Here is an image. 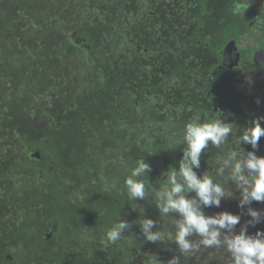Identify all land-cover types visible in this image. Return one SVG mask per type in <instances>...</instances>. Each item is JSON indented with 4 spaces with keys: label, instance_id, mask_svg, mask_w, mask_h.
Segmentation results:
<instances>
[{
    "label": "rangeland",
    "instance_id": "rangeland-1",
    "mask_svg": "<svg viewBox=\"0 0 264 264\" xmlns=\"http://www.w3.org/2000/svg\"><path fill=\"white\" fill-rule=\"evenodd\" d=\"M150 1L151 6L145 0H0V177L3 176L0 178V264H9L6 249L17 253L16 264H168L176 256H179V264H216L221 259L223 264H229L226 249H201L195 257L181 255L173 242L175 227L171 224V219L180 218L178 214L162 218L155 204L151 209L145 205L149 198L153 199L154 191L167 186L170 171L164 165L166 159L154 148L152 141L163 143L165 133L174 131L180 124L179 132L167 139L171 146L180 140L187 123L207 121L199 114L200 110H212L211 105L218 104L221 111L215 119L231 124L233 133L222 150L209 143L200 158V167L193 170L198 177L202 178L207 172L214 182H220L215 175L216 159L237 149L238 136L253 120L259 118L264 127V79L253 67L238 65L232 70L233 65L218 78L215 91H210L206 76H187L185 83L180 75H172L176 55L171 51L188 59L185 66L196 63L202 69L213 61L189 40L194 17L185 0ZM231 1L245 4V14L238 12V16H246L255 24V33L247 30L239 43L241 48L250 47L258 39V30L264 32V0H226L225 5ZM117 2H125L128 6L118 11L114 6ZM209 4L213 3L209 1ZM255 12L259 14L256 22ZM213 29H207L200 37L212 42L219 34ZM124 32L131 33L136 41L137 33L147 37L143 43H131L128 48L121 44L120 47L115 38ZM80 36L93 43L98 66L81 59L79 54L73 55L71 41ZM183 41L186 45L181 49ZM42 45L43 52L50 50L39 57ZM166 45L173 48L167 61L164 57ZM145 48L150 50L149 55L145 56ZM228 56L232 54L228 52ZM106 72L110 75L108 80L103 77ZM155 75L156 80L159 76H168L166 91L169 98L171 95L178 100L165 102L161 98L158 104H151L146 92L141 90L149 84L148 77ZM120 79L121 83L117 84ZM114 87L119 88L117 92ZM130 93L132 96L126 101ZM206 95L207 98L211 95V102L205 101ZM88 126L94 131L101 129L99 134L104 140L99 155L103 157L101 164L107 174L99 171L89 176L87 171L77 170L74 182L69 180V183L74 187L71 192L84 189L85 194L90 193L89 199L94 201L97 210L90 212L85 207L82 210V203L76 197H68L69 202L73 198V203L64 206V210L81 211L89 221L73 215L81 223L76 232L65 228L61 236L52 241H38L44 232L52 230L49 221L58 217V210L62 208L60 203L52 204L44 188H39L43 187L46 175L60 177L59 172L64 168L74 167L77 160L91 153L89 148L94 143L91 137L95 133L89 135ZM111 144L117 146L114 153H111ZM261 144H264V137L259 141L258 155ZM44 145H48L50 163L40 166V162L25 159L28 152L29 156H36V150ZM185 147L178 145L179 150L175 152L180 153L177 157L170 156L174 161L171 170H179ZM240 147L245 153L255 151L249 144L241 143ZM142 160L152 169L139 178L143 183L146 181L149 197L132 201L126 195V203H111L108 195L117 186L124 185L127 175L123 173L130 175ZM11 165L15 173L5 177ZM61 179L59 181L63 182ZM80 184L82 189L78 188ZM67 186L69 189L70 185ZM227 187L234 198L222 199L219 208L202 207L204 215L228 212L240 216V223L234 230L239 234L252 219L247 214L251 207L261 213V221L255 226L249 225L246 234L254 236L258 231L264 232V203L254 201L241 208L242 197L235 184L229 182ZM94 189L97 192L92 193ZM35 191L41 192L44 198L34 197ZM195 196L188 194L189 199ZM22 201L30 202L25 210L21 207ZM120 206L125 214L120 213ZM125 206H129L127 211ZM147 212L151 214L148 219L156 222L152 231H160L167 241H146L138 221L147 219ZM67 215L71 218V214ZM121 220L130 223L133 231L116 244L108 242L103 253H96L88 242L96 235L94 228L110 229ZM24 226L34 236H30ZM102 233L104 235L105 231ZM85 239L87 243L83 242Z\"/></svg>",
    "mask_w": 264,
    "mask_h": 264
},
{
    "label": "clouds",
    "instance_id": "clouds-1",
    "mask_svg": "<svg viewBox=\"0 0 264 264\" xmlns=\"http://www.w3.org/2000/svg\"><path fill=\"white\" fill-rule=\"evenodd\" d=\"M232 133L233 126L221 119H211L203 123L194 120L187 123L180 140L169 147L186 145L183 158L179 162V170H170L166 179L167 186H160L151 197L162 218L169 217L172 213L180 217L171 219V224L175 227L173 242L178 245L181 255L195 257L201 249H226L230 257L229 264H264V232L258 231L254 236L246 234L249 225L255 226L261 221L260 212L248 207L247 214L252 219L241 228L239 234H235L240 216L228 212L205 216L202 211V207L219 208L222 199L234 198V193L227 187L229 182H233L241 194V208L254 201L264 203V157H258L255 151L245 153L240 147L243 143L251 145L254 150L258 149L259 141L264 137V127H261L259 118L243 129L242 135L236 140V150L216 159L215 175L220 182H214L207 172L202 178L198 177L193 170L200 167V158L209 143L222 150ZM151 171L150 165L144 160L138 161L124 182L130 200H145L149 197L145 184L139 178ZM192 192L196 196L189 199L188 194ZM138 223L146 241H167L160 231H152L156 226L153 220L140 219ZM131 227L127 221L116 223L106 233L108 241L116 244ZM193 236L197 238L190 239ZM168 264H179V256L171 259Z\"/></svg>",
    "mask_w": 264,
    "mask_h": 264
},
{
    "label": "trees",
    "instance_id": "trees-1",
    "mask_svg": "<svg viewBox=\"0 0 264 264\" xmlns=\"http://www.w3.org/2000/svg\"><path fill=\"white\" fill-rule=\"evenodd\" d=\"M209 1L211 3H213V4H209ZM145 2H146L147 5L151 6V1L150 0H145ZM225 3H226V0H215V1H212V0H185V5L188 4V6H189L188 10H190V12L193 14V17H194L193 18L194 20L192 21L193 25L191 26L192 34L190 35L189 40L195 44L194 45L195 48H199L200 50H203L204 53L209 54L210 57H211V61H213V62L212 63H207L206 64L207 66H205L202 69H199L198 68V64H196V63H191V65H186L185 66L184 63H186V61L188 59L186 57L182 56L181 53L172 52L171 50H173V48L166 45L165 48H164V49H166V51H165L166 53H164V57H166V61L168 60V57H169L168 54H169L170 51H171V53L173 55L174 54L176 55L175 56L176 65H174V64L172 65V67L175 68L176 70L174 69V71L172 72V75H178V76L180 75L181 79L183 81L186 80L187 76H200V75L206 76V78L209 79V84H210L208 90L215 91V89L218 86V85H216L218 83V81H219L218 78H221L222 76H224L225 70L228 71V67L229 66L224 65L223 50H224V48L226 47V45L229 42L234 40L235 44L237 46V51L242 54L243 58H242V61H241V66L249 67L250 66L249 64L252 63L254 52H256L258 50H261V49H264V32H261L260 29L257 32L258 33V39H257L256 42L252 43V46L245 47V48H241L240 47L239 43L241 42V39L245 35V32L247 30H251L252 29V33H255V28H254L255 24H252L251 23L252 20H250L246 16H242V15L238 16L239 15L238 12H241V14H245V12H244V8L246 7L245 4L237 3V2L234 3L232 1H231L232 4L229 2V4L225 5ZM114 6H115V8H117L118 11H120L123 8H126V6H128V4L125 3V2L123 4H121L120 2H117V3L114 4ZM0 9H1V7H0ZM2 11L5 13V10L2 9ZM258 15L259 14L256 13V12L253 15V18L255 19V22L258 19L257 18ZM112 24H113V22H112ZM209 28L210 29L214 28L213 30H215V32H219V34L216 35L217 37H215L216 39L213 40L210 43L200 37V34H202V33L206 34V30L209 29ZM165 31H167V30H165ZM137 34H139V39H137V36H134L137 39V41H136L134 38H132L131 33L124 32L121 36H118V37L115 38V40L118 43L117 45H119L121 47V44H122L123 47L128 48V47H131V43H132V45L135 44L136 42L143 43L145 41V37H147V36H141L140 33H137ZM111 36H113V35L111 34ZM186 41L181 42V44H180L181 49H182L183 45H186V43H185ZM71 44H72L74 50L78 49L77 51H74L73 49H71V51L73 50V55H78L79 54L81 56V59H84L89 64L90 63H94V64L96 63V66H98L97 61L95 62V59L97 58V55L95 54V51L93 49V43L91 41H89L87 37L80 36L78 39H76L74 41H71ZM125 44H126V46H124ZM68 45H70V42H69ZM42 47H44V45H42L41 48ZM70 48H71V45H70ZM49 50L50 49L45 50L46 51V53H45V52H43L44 50L42 48L41 49L42 53H38L39 54L38 56L42 57L43 56L42 54H44V53L47 54ZM80 50H81V52H79ZM192 50H190V51H192ZM144 51H145V56L150 54V50L145 48ZM34 53H35V51H34ZM200 54L201 53L199 52L198 56H200ZM32 55L36 56V54H32ZM193 55H194V57H197L195 52H193ZM245 56H247L246 60H244ZM254 68L257 69L256 66L253 67V69ZM260 74H261V72L259 71L257 75L259 77H261ZM103 75H104L103 76L104 79L107 78V80H108L110 75H108L107 72L104 73ZM159 79L161 81H163L165 84H168V76H166V77L159 76ZM263 79H264V77H263ZM186 81H185V83H186ZM263 86H264V81H263ZM261 88L263 89V87H261ZM207 92L209 93V91H207ZM165 93H166V91H165ZM205 98H206L205 100H207L208 102H211V95L208 98H207V95H206ZM96 100H98V98L94 99L93 102L95 103ZM211 107H212V110H210V112L213 113L214 117H217L218 116V112L213 110V108L214 107H218L219 108L220 106L218 104H214V105H211ZM218 111L220 112L221 110H218ZM201 112H199V114H202ZM206 117L205 118L203 117V119H206ZM180 126H181L180 124L179 125L177 124L176 129L174 131L172 130L171 132L168 131L167 133H165V137L164 138L162 137L163 140H164L163 143L156 144L157 141L156 142L152 141V143H154V148L156 150L159 149V152L161 153L162 157H164L166 159V163L164 165L167 167L168 170H171L172 165H173L172 162L174 163V161H171L170 156L172 155L174 157H177V155L180 152H175L176 149L179 150V148H177V147L169 148L170 144L168 143L169 141L167 142V139H171V137L174 135V133H178L179 132L178 130L181 129ZM90 127L91 126H88V129ZM100 130L98 129V130L94 131L93 128H90L89 131L87 132V133H89V135L91 133H93V132L95 133L94 134L95 136L91 137V138H94V140H93L94 143H93L92 147L89 148V152L91 150V153H88L87 157H85L83 159H80V160H77V163L74 165V167L70 166L69 169L68 168L67 169L64 168V170L62 172H59L60 173L59 174L60 177H56L54 175L52 177H50V176L46 175L45 181L42 184L43 187L40 186V188H39V189L44 188L43 192L46 195V197H48L49 201L52 204L53 203H60L61 204V205H59L60 208L61 207L63 208V209L61 208L60 210H58L60 215L58 214V217H55L53 220H51L52 226L54 227L53 228L54 229V233H53L54 237L55 236L56 237L61 236L62 230L65 229V228L72 229L73 232L78 229V226H80L81 223L79 224L74 219L73 215H75L78 218L84 219L85 221H89L88 219H86V218H84L82 216V214L83 215H85V214L81 213V211L76 213V212H72L69 209H68V211L64 210L65 209L64 206L67 207V205L70 206V204L72 205V203H73V198H72V200L70 202L68 200L69 193H71V195H72L71 197H76L78 199V201L82 203V205L80 206L82 210H83V207L88 209V211H90V212H92L94 210H97L95 204L93 206V202L94 201L92 202L89 199V196L91 194L90 193L89 194H85V191H83L84 189H82V185L81 184H80V187H78V188L82 189L80 192L77 189L75 190L76 192H73V191L71 192V189L74 188V187L71 188V186H72V183L74 182L75 172L77 170L78 171L80 170L79 167L81 166V164L83 166V163H85V165L87 164V167H90L91 163L88 164L89 159L90 158L95 159L97 157V155H98V157L103 159V157H101V155H99L100 152H101V147L103 146L101 144V142H103V140H104V137H101L100 134H99ZM28 147H31V146L28 145ZM260 147H262V148H260V150H259V151H261L259 155H262L261 157H264V144H261ZM110 149L118 150L117 147H115V146L110 147ZM165 150H167V152ZM255 152H256L255 154L258 155L257 149L255 150ZM36 153H39V155L35 154L36 156L31 157V156H29V152H28V155L25 157V159L29 160L30 162H37V163L40 162V166L42 164L50 163L51 154L48 152V145H44V147L38 148L36 150ZM259 155H258V157H259ZM82 160L83 161L86 160V161L83 162ZM79 161H81L83 163H81ZM101 163H103V162H100L99 165L102 166ZM103 170L106 172L105 169H103ZM84 171H81V172H84ZM9 172L7 171V173L4 176L7 177V175L12 174V172L15 173V168H14L13 165L10 166ZM66 173L69 174L70 176L66 175ZM16 174H18V173L16 172ZM123 174L127 175L126 178L129 176V174H127V172H124ZM2 177L3 176H1L0 178H2ZM61 177H62V179H61ZM59 178L61 180H63V182H64L65 179L69 178V179H67V181L70 180V181H72V183L60 182ZM52 184H53V186H52ZM68 184L70 185L69 189H68V186H67ZM60 187H62V188L65 187V189L63 188L62 190H60L59 189ZM120 188L117 186L116 188H114L112 190L111 193L109 192L110 195H108V197H109V201L111 203L112 202L116 203L118 201L126 203L123 194H121V192H120ZM89 192H91V191H89ZM94 192H97V189H94L92 193H94ZM38 195H39L40 198L43 197L41 192H38ZM38 195L36 196V198L38 197ZM63 198L67 199L68 203H70V204H68V203L66 205L62 204L59 201V199H63ZM148 200L149 201L145 205L148 206V208L151 209V207L155 203H154L153 199L149 198ZM114 204H113V206H115ZM29 205H30V202H27V201H22V203H21V207L23 209L24 208L27 209V207ZM122 212L124 214L126 213L125 211H122ZM122 212H120V213H122ZM67 214H71V218L68 217ZM147 216L150 217L151 214L149 212H147L146 213V217ZM148 217H147V219H148ZM80 229L81 228H79V230ZM94 229L98 230V227H95ZM130 229H128V230H126L124 232L125 234H123L122 238L125 237V236H128L133 231V230H130ZM97 230L95 231L96 235H92V239H89L88 242L91 244L92 249L96 253H98V251L100 253H103V251L105 250V248H106V246H107V244L109 242L108 239H107V235H106V233H107V231L109 229H106V228L102 227V230H98V231ZM103 231H105L104 235L102 233ZM135 232H137V231H135ZM137 233L140 234L139 231ZM79 240H81V238H79ZM83 242L87 243L86 239L83 240ZM5 254L8 255L7 260L9 262V264H16L17 263V260H18L17 253H13L10 250L6 249L5 250ZM200 256H202V255H200ZM219 263L223 264L224 260L223 259L217 260L216 264H219Z\"/></svg>",
    "mask_w": 264,
    "mask_h": 264
},
{
    "label": "flooded vegetation",
    "instance_id": "flooded-vegetation-1",
    "mask_svg": "<svg viewBox=\"0 0 264 264\" xmlns=\"http://www.w3.org/2000/svg\"><path fill=\"white\" fill-rule=\"evenodd\" d=\"M136 36H137V39H139V34H136ZM139 48H141V45H139L138 46ZM225 49V48H224ZM257 52V51H256ZM256 52H254V54H253V59H252V63L251 64H249L250 65V67H255L256 66V70L259 72V71H261V74H260V76L261 77H264V64L262 63V62H260V61H256L255 60V53ZM237 53H239V55H240V57H239V59L237 58V57H233V55L231 56L232 57V59H231V57L230 56H228L227 55V57L224 55V50H223V56H224V65H227V66H229V68H230V66H233V68L232 69H234V68H236L235 66H238V65H240L241 66V61H242V58H243V56H242V54L240 53V52H238L237 51ZM235 54V53H234ZM235 56H236V54H235ZM237 60V61H236ZM231 61H233L234 63L233 64H229V62H231ZM155 77L156 76H150V77H148L149 79H148V85H144L143 86V88H142V92L144 93V91L146 92V95H147V99L148 100H150V101H152L151 102V104H158L159 102H160V99L161 98H163L164 99V101L165 102H170V101H172V100H178V98H173L171 95H170V97L172 98H169V95H168V93H167V91H166V84L163 82V81H161L160 79H155ZM118 83H121V79L119 80V81H117V84ZM128 82H126V84H127ZM119 88H117V87H114L113 88V90L115 91V92H117V90H118ZM166 91V93H165V91ZM138 95H140V94H138ZM132 96V93H130V96L128 97H126V101L127 100H129V98ZM206 102H208L207 100H205ZM213 110H215L216 112H218L219 113V108L218 107H214L213 108ZM202 111V112H201ZM200 112L202 113V116L205 118L206 116V120H211V119H215L216 117H214V115H213V113L212 112H210V110H200ZM177 117L178 116H176V119H177ZM179 119H180V117H179ZM177 122H178V120H177ZM118 132V131H117ZM114 142H115V140H114ZM111 146H114L113 144H111L110 145V147ZM119 146H121V145H119ZM115 147H117L116 145H115ZM115 149V148H114ZM111 150V152L112 153H114L115 151H117V150H113V149H110ZM34 155H32V157H33ZM102 160L103 159H101L100 157L98 158V156L95 158V159H93V158H91L89 161H88V164H90L91 163V166L90 167H87V164L85 165V163H83V162H85L86 160H82L83 162H81V161H79V162H81V163H83V166H82V164H81V166L79 167L80 168V171H84L85 169V171H87V175H89V176H91V174H96L95 172H99L100 174H103L105 171L103 170L104 168H103V166H101V165H99V163L100 162H102ZM80 164V163H79ZM106 174H107V172H105ZM66 175H69V174H67L66 173ZM105 175V174H104ZM70 176V175H69ZM108 177V176H107ZM67 179H69V178H67ZM67 179H65L64 180V183H69V181H67ZM106 179V178H105ZM125 182V181H124ZM51 184V183H50ZM144 184H146V182L144 183ZM82 185V184H81ZM119 188H120V192H121V194H123V196H124V198L126 197V189H125V186H118ZM38 195V191L36 192L35 191V193H34V197L35 196H37ZM39 196V195H38ZM72 195H68V197H71ZM60 200V202L62 203V204H67L68 203V200L67 199H59ZM124 202H119L118 201V204H123ZM68 204H70V203H68ZM71 205V204H70ZM68 206V205H67ZM127 207H129V206H125V208L124 209H126V211H127ZM120 209L121 210H119L120 212H122L123 211V206H120ZM51 222V220L49 221V223ZM48 226H49V224H48ZM51 226H52V222H51ZM24 228H25V231H26V227L24 226ZM54 227L52 226V230H50L48 233H46V232H44L43 233V236H41L40 238H37L38 239V241H41V240H48V241H52V240H54L53 238H54V236H53V233H54V229H53ZM27 232V231H26ZM28 233V232H27ZM30 236H34V234L33 233H28ZM56 237V236H55Z\"/></svg>",
    "mask_w": 264,
    "mask_h": 264
},
{
    "label": "water",
    "instance_id": "water-1",
    "mask_svg": "<svg viewBox=\"0 0 264 264\" xmlns=\"http://www.w3.org/2000/svg\"><path fill=\"white\" fill-rule=\"evenodd\" d=\"M228 52L231 53L233 55V57H237L239 59L240 55L239 53H237V46L235 44V41L232 40L231 42H229L225 49H224V55L227 57ZM236 56H235V54ZM255 60L256 61H260L264 64V49L258 50L255 53ZM237 61V60H236ZM36 155H39V153H36ZM192 195H195V192H192Z\"/></svg>",
    "mask_w": 264,
    "mask_h": 264
}]
</instances>
